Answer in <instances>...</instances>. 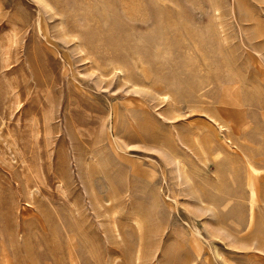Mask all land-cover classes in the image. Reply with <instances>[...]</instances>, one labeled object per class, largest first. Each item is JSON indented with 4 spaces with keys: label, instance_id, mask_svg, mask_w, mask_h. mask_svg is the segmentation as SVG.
Segmentation results:
<instances>
[{
    "label": "rangeland",
    "instance_id": "374dc122",
    "mask_svg": "<svg viewBox=\"0 0 264 264\" xmlns=\"http://www.w3.org/2000/svg\"><path fill=\"white\" fill-rule=\"evenodd\" d=\"M0 264H264V0H0Z\"/></svg>",
    "mask_w": 264,
    "mask_h": 264
},
{
    "label": "bare ground",
    "instance_id": "6f19581e",
    "mask_svg": "<svg viewBox=\"0 0 264 264\" xmlns=\"http://www.w3.org/2000/svg\"><path fill=\"white\" fill-rule=\"evenodd\" d=\"M252 170V169H251ZM249 185H250V188H251V206L253 205L254 203V200L256 198V195H255V188L253 187L254 186V180L252 179H249ZM253 218H254V215H253V208H251V214H250V217H249V226L248 228L251 227L252 223H253Z\"/></svg>",
    "mask_w": 264,
    "mask_h": 264
}]
</instances>
